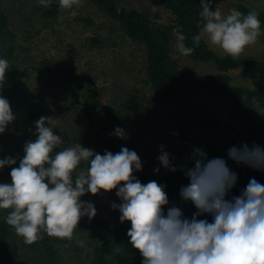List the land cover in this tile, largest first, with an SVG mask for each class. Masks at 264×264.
I'll return each instance as SVG.
<instances>
[{
    "label": "rangeland",
    "instance_id": "1",
    "mask_svg": "<svg viewBox=\"0 0 264 264\" xmlns=\"http://www.w3.org/2000/svg\"><path fill=\"white\" fill-rule=\"evenodd\" d=\"M112 1L116 12L136 10L146 17L145 23L169 33L167 47L172 62L198 86L179 90L169 101L162 100L147 73V46L132 40L99 0H79L73 7L57 11L54 17L45 16L47 9L37 0H0V56L23 73L21 89L36 98L42 115L56 118L54 130L63 136V146L79 141L101 153L105 149L119 151L122 145L134 149L143 165L142 171L135 173L137 178L155 179L166 185L167 193L171 185L165 178L173 171L161 166L158 173L154 172L162 143L176 166L174 174L179 175L174 180L181 185L188 181L184 169L192 166L187 141L211 145L212 151L222 152L242 143L264 146V104L254 108L262 118L257 124L251 115L234 112L232 102L218 97L210 86L214 79L226 77L223 86L254 91L264 88L263 75L250 77L242 67L222 71L212 59L180 54L176 47V33L181 31L177 14L161 0ZM215 8L222 14L231 8L243 13L255 10L262 34L237 56L209 44L203 34L200 43L220 58L253 57L264 63V0H215ZM2 94L9 99L16 119L0 135V158L22 157L24 143L35 139V125L14 96ZM96 102L98 107L94 106ZM205 118L211 122L203 126ZM117 125L128 133L126 140L112 135ZM225 156L219 157L228 164L231 159ZM10 170L8 166L0 170V182H10ZM247 171L244 169L242 174L247 175ZM82 199L92 201L97 211L92 219L85 216L78 223L90 226L99 218L106 223L105 235L94 231L93 236L89 227L78 224L72 240L44 233L29 244L5 222L9 210L0 209V229H6L0 234V264H128L123 256L117 257L118 252H113L104 238L115 235L120 241L124 237V246L133 250L124 234L131 225L121 223L120 213L111 206L120 202L115 190L85 194ZM77 239L84 240L85 245H78Z\"/></svg>",
    "mask_w": 264,
    "mask_h": 264
},
{
    "label": "clouds",
    "instance_id": "2",
    "mask_svg": "<svg viewBox=\"0 0 264 264\" xmlns=\"http://www.w3.org/2000/svg\"><path fill=\"white\" fill-rule=\"evenodd\" d=\"M37 3L48 7L52 0ZM59 3L71 6L70 0ZM199 4L202 27L192 37L197 46L203 34L209 44L237 56L262 34L255 10L243 13L231 8L222 14L212 7L213 0H199ZM186 40L183 32L176 33V47L185 56L195 50ZM8 69L9 60L0 56V135L16 119L9 99L2 94ZM55 122V117L41 115L34 121L35 139L23 145V156L0 158V170L11 169L10 182H0V209L9 210L4 220L25 243L41 239L44 233L72 240L81 218L92 219L97 211L92 201L82 197L115 190L120 202L111 206L120 213L121 223H130L128 244L139 251L141 264H264V183L252 177L239 194L228 198L237 173L224 158H209L202 148L194 147L189 158L192 166L184 169L188 183L179 190L181 199L196 209L188 217L181 207L170 203L165 184L137 178L135 173L143 165L134 149L122 145L119 151L101 153L79 141L63 146ZM112 135L128 138L119 125ZM170 156L162 143L154 172L161 166L175 172ZM227 156L264 171V146L260 144L232 145ZM81 164L87 167L81 168ZM76 243L85 245L80 239Z\"/></svg>",
    "mask_w": 264,
    "mask_h": 264
},
{
    "label": "trees",
    "instance_id": "3",
    "mask_svg": "<svg viewBox=\"0 0 264 264\" xmlns=\"http://www.w3.org/2000/svg\"><path fill=\"white\" fill-rule=\"evenodd\" d=\"M214 1L212 7L214 8ZM105 9H108L107 12L115 17L125 30V33L134 41L142 42L147 46L148 57H147V73L149 79L152 83L153 89L158 93L159 97L162 100L169 101L174 99L177 96L179 90H184L188 88H193L198 86L196 82L188 80L185 75L177 69L175 64L172 62L169 51H168V34L163 32L160 28L155 27L154 25H149L146 22V17L136 10L130 11H121L120 13L116 12L114 9V4L112 0H99ZM163 5L168 9L174 11L177 14L176 23L181 27V31L186 37V44L193 46L195 48L194 52L190 55H187L194 59H212L213 62L219 67L220 70L225 71L229 69L244 68V72L248 76L263 75L264 76V63H260L253 57H245L242 59H232V58H220L210 51L207 50L205 44L200 43L198 46L195 45L192 41V37L200 32V25L198 22L201 21L199 13L201 7L199 0H161ZM76 3V0H70L71 6L61 5L59 0H54L50 6L45 7L47 9L45 16L54 17L57 11H60L62 8H71ZM11 51L7 56L11 55ZM23 73L15 66L9 65L6 82L4 84L3 93L8 96H14L18 104L28 113V118L34 122L39 119L42 115L41 109L38 105V102L34 96H27L26 92L21 89V79L23 78ZM228 78L223 77L221 79H214L210 86L215 89V93L218 97L228 99L232 102L234 112L244 113L251 115V118L257 124H260L262 121L259 113L254 111L257 104H264V88L257 89L254 91L247 90L240 87L232 86H223ZM94 106H99V103H94ZM210 121L208 118L203 120V126L206 122ZM211 122V121H210ZM187 145L190 151H193L194 147L202 148L208 155L209 158L219 157L221 155H226L227 151H212L211 145H204L202 143L187 141ZM6 156V155H5ZM226 157V156H225ZM228 166L231 170H234L237 173V183L231 189L229 193L230 198L232 195H237L248 183L249 179L255 177L261 183H264V171L255 170L243 163H237L231 160L228 163ZM242 169L248 170L247 175L242 174ZM251 169L252 172L249 170ZM242 171V172H241ZM179 175H175L174 172L172 176H167L165 178L166 183L171 185L170 193H168L169 200L174 204L181 207L184 214L188 217L196 212L194 205L190 202H185L181 199L179 195L181 184L177 183L175 178ZM182 178V176H181ZM176 179V181L174 180ZM183 179V178H182ZM143 182L149 181L148 179L142 178ZM185 179H183L184 181ZM188 181L185 180V184ZM184 184V185H185ZM177 187H174V186ZM174 187V188H173ZM176 189V190H174ZM203 218V217H202ZM211 219L210 217H208ZM81 227H89L90 234L96 236L94 231L98 233H103L106 229L103 230V226L106 227V223L99 218L94 219L91 225H85L84 223H78ZM101 230L102 232H99ZM127 235V230H125ZM6 229H0V234H4ZM105 235V233H103ZM112 245V251L118 252V256H123L124 260L128 261V264H141L140 253L138 250L133 249L128 251L124 246V237L119 241L115 235L110 237H104ZM128 240V237L125 238V241ZM122 249V251H117V249ZM117 264H123L119 261Z\"/></svg>",
    "mask_w": 264,
    "mask_h": 264
}]
</instances>
